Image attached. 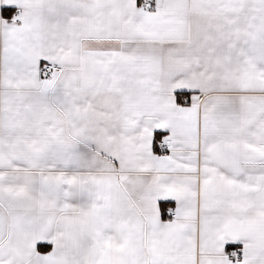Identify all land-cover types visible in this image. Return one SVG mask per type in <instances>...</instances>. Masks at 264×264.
I'll list each match as a JSON object with an SVG mask.
<instances>
[{
  "label": "snow or ice",
  "instance_id": "obj_1",
  "mask_svg": "<svg viewBox=\"0 0 264 264\" xmlns=\"http://www.w3.org/2000/svg\"><path fill=\"white\" fill-rule=\"evenodd\" d=\"M0 264H264V0H0Z\"/></svg>",
  "mask_w": 264,
  "mask_h": 264
}]
</instances>
